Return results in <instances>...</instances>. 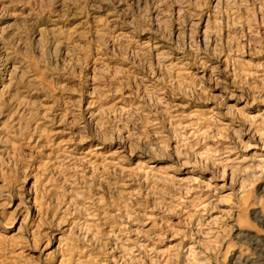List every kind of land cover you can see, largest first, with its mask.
Listing matches in <instances>:
<instances>
[{
	"label": "rangeland",
	"instance_id": "obj_1",
	"mask_svg": "<svg viewBox=\"0 0 264 264\" xmlns=\"http://www.w3.org/2000/svg\"><path fill=\"white\" fill-rule=\"evenodd\" d=\"M263 188L264 0H0V264H242Z\"/></svg>",
	"mask_w": 264,
	"mask_h": 264
},
{
	"label": "bare ground",
	"instance_id": "obj_2",
	"mask_svg": "<svg viewBox=\"0 0 264 264\" xmlns=\"http://www.w3.org/2000/svg\"><path fill=\"white\" fill-rule=\"evenodd\" d=\"M264 193V188L262 189ZM250 210H254L253 218L260 225L264 226V202L262 199H258L250 207ZM243 239V244L251 248V254L247 255L245 250H239L238 261L242 264H264V231L262 229L257 230H241V233L237 235V239ZM249 256V257H247Z\"/></svg>",
	"mask_w": 264,
	"mask_h": 264
}]
</instances>
